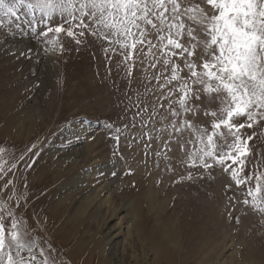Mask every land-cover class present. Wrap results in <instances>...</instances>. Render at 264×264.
I'll use <instances>...</instances> for the list:
<instances>
[{"label":"rangeland","instance_id":"1","mask_svg":"<svg viewBox=\"0 0 264 264\" xmlns=\"http://www.w3.org/2000/svg\"><path fill=\"white\" fill-rule=\"evenodd\" d=\"M20 15L0 17V216L34 245L17 259L264 264V116L233 134L217 130V153L234 142L244 151L205 168L202 145L169 126L168 101L151 114L160 92L146 76L160 75L159 66L146 56L125 61L103 32L45 37L58 15ZM212 119L195 117L201 127Z\"/></svg>","mask_w":264,"mask_h":264},{"label":"snow or ice","instance_id":"2","mask_svg":"<svg viewBox=\"0 0 264 264\" xmlns=\"http://www.w3.org/2000/svg\"><path fill=\"white\" fill-rule=\"evenodd\" d=\"M22 9L33 18L39 12L50 22L58 15L61 23H50L43 32L45 37L49 33L74 37L73 28H79L81 36L86 29L93 35L103 32L110 44L119 45L125 61L146 56L150 68L159 66L160 75L146 76L157 82L160 92L151 114L168 101L173 118L169 126L174 133L188 131L185 144L202 145L199 163L205 168L211 167V162L224 164L228 159L235 163L231 150L239 154L244 151L234 142L227 145L229 151L221 145L217 153V130L233 134V129L239 132L252 127L256 115L264 116V0H0V17H7L9 23L12 18L21 20ZM71 20L77 22L64 28L63 24ZM190 100L201 101V105H190ZM176 104L178 108L173 107ZM212 105L217 109L210 111ZM201 115H211L210 126L201 127L195 120ZM240 116L246 118L245 123H234L233 118ZM232 176L236 179L235 171ZM240 182L236 179L237 185ZM33 247L32 242L21 239L15 220L9 231L0 216V264H25L24 259L17 258L22 250L31 252ZM27 264H35V258Z\"/></svg>","mask_w":264,"mask_h":264},{"label":"bare ground","instance_id":"3","mask_svg":"<svg viewBox=\"0 0 264 264\" xmlns=\"http://www.w3.org/2000/svg\"><path fill=\"white\" fill-rule=\"evenodd\" d=\"M10 89V88H9ZM5 91V90H4ZM11 102V101H10ZM7 107L8 108H10L11 106L10 105H7ZM7 109V108H6ZM12 118V117H11ZM7 119V118H6ZM10 120V119H9ZM15 121L13 120H11V123L9 122V126H8V129H9V131H10V129H11V127L13 128V123H14ZM21 128V127H20ZM7 129V128H6ZM6 131V130H5ZM32 141V140H31ZM186 247V246H185ZM94 255V254H93ZM100 259V258H99Z\"/></svg>","mask_w":264,"mask_h":264}]
</instances>
